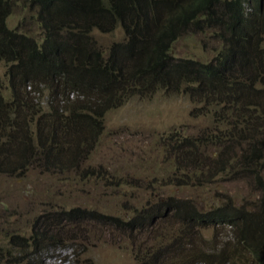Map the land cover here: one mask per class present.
Returning a JSON list of instances; mask_svg holds the SVG:
<instances>
[{
    "label": "trees",
    "instance_id": "16d2710c",
    "mask_svg": "<svg viewBox=\"0 0 264 264\" xmlns=\"http://www.w3.org/2000/svg\"><path fill=\"white\" fill-rule=\"evenodd\" d=\"M17 1L33 12L41 39L9 26ZM117 27L124 39L102 49L92 32ZM212 28L221 47L211 59L173 53L184 33ZM0 62L7 65L6 81L0 75V175L20 176L31 167L94 175L83 164L108 110L133 94L183 89L206 108L219 106L213 114L228 128L206 129L198 138L177 135L174 155L182 169L224 171L233 152L235 175L254 176L261 191L254 210L227 202L201 212L193 200L172 196L126 220L82 207L47 209L28 236L11 235L5 251L14 256L0 264H38L40 254L79 237L88 220L132 232L167 213L181 224L161 247L173 252L142 253L139 264H236L235 252L226 254L229 245L248 254L239 264H264V0H0ZM208 223L229 225L234 238L221 249L193 240ZM73 252L71 264H79Z\"/></svg>",
    "mask_w": 264,
    "mask_h": 264
},
{
    "label": "rangeland",
    "instance_id": "374dc122",
    "mask_svg": "<svg viewBox=\"0 0 264 264\" xmlns=\"http://www.w3.org/2000/svg\"><path fill=\"white\" fill-rule=\"evenodd\" d=\"M7 21L10 27L37 39L43 37L33 12L21 1L15 3ZM216 32L217 29L212 28L184 33L173 44V53L178 57L207 61L221 47ZM92 35L102 49L125 37L121 27L110 32L94 30ZM6 68V63L0 62V75L4 81ZM218 109L217 105L206 108L183 89L133 94L104 116L102 133L83 164L84 167L92 165L94 175L82 178L76 171L55 174L35 167L20 176L0 175L2 251L9 248L12 234L28 236L34 218L47 209L82 207L126 220L148 204L172 196L193 200L201 212L227 202L254 210L261 191L254 176L235 175L236 154L232 152L229 156L228 164L232 167L227 165L225 168L231 167V172L216 166L212 173L207 169L196 174L189 168L182 169L174 155L177 135L198 138L206 129L209 133L214 127L218 130L228 128L217 119V114H213ZM203 146L200 144L199 149H204ZM215 148L211 144L207 147L211 155L217 153ZM82 224L79 237L40 254L37 263L71 264L75 251L79 264H139L137 258L145 252L161 250L171 254L172 249L161 247L173 240L181 228L179 220L170 213L155 225L132 232L112 222L88 220ZM229 229L230 226L224 223H208L206 228L196 229L192 239L204 241L208 248L216 245L221 249L222 242L234 238ZM234 252L236 264L242 257H248L240 248L235 249L232 245L226 248V254ZM13 256L6 250L0 254V262Z\"/></svg>",
    "mask_w": 264,
    "mask_h": 264
}]
</instances>
